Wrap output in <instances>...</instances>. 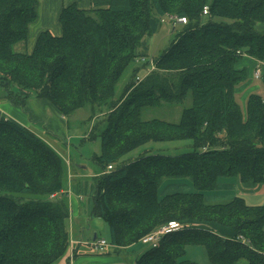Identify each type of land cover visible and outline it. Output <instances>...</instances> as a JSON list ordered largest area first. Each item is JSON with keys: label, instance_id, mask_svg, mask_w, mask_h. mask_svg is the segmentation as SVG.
Segmentation results:
<instances>
[{"label": "trees", "instance_id": "1", "mask_svg": "<svg viewBox=\"0 0 264 264\" xmlns=\"http://www.w3.org/2000/svg\"><path fill=\"white\" fill-rule=\"evenodd\" d=\"M91 5L62 8L61 35L40 33L27 53L13 46L26 42L36 0H0V99L22 109L30 99L43 100L62 119L88 111L86 120L95 122L85 139L100 140L90 215L107 223L116 251L140 244L168 222L183 225L155 247L146 246L133 264H193L185 259L188 245L204 248L210 264H264V205L248 206L239 197L222 205L203 201L221 178L264 183V97L249 94L244 114L234 97L245 80V70L235 67L239 60L264 64V0ZM165 16L187 23L153 62L154 70L139 82L132 79L114 98L125 71L133 67L135 77L140 69L146 40ZM188 97L177 122L143 119L149 109L180 105ZM176 141H190L192 151L120 162L148 143ZM66 166L43 139L0 113V264H57L65 258ZM184 178L195 192L158 198L162 179ZM209 223L232 227L235 235L220 237Z\"/></svg>", "mask_w": 264, "mask_h": 264}, {"label": "rangeland", "instance_id": "2", "mask_svg": "<svg viewBox=\"0 0 264 264\" xmlns=\"http://www.w3.org/2000/svg\"><path fill=\"white\" fill-rule=\"evenodd\" d=\"M181 30L182 25H173V20L169 16L162 18L157 32L146 40L147 53L142 57L143 61L141 60L142 58H140L136 63V66L140 69L135 74V77L132 72L133 67H129L125 71L116 86L114 98L120 96L124 86L128 82L130 83L132 79L139 82L148 73L154 70L155 67L153 62L169 47ZM32 34L33 33H29L25 43L21 42L13 46V50L17 52H27L28 40L31 41ZM235 67L245 70V80L236 87L234 94L235 101L241 113L244 114L245 101L249 94H256L264 97V88L262 85L264 71L260 65L261 77L259 79H254L253 71L256 67L254 68V66H252L251 60L247 56H243ZM1 101L2 99H0V105L3 107L6 106V103L9 104L6 100H3L5 103ZM189 105V97L180 105H161L157 109L147 110L143 119L149 120L156 118L167 122H177L182 108L188 107ZM18 109L22 110V108L13 107V110ZM23 114L24 116L28 115V113L24 112ZM10 116L8 117L11 118ZM87 117L88 111L86 109L78 110L66 119H62L58 116L67 126V129H64L63 132L47 131L44 129L42 131L47 132V134H42V137L51 148L63 157V159L65 158L70 166V168L66 166V179L63 186V191L65 193L64 199L68 203L69 209V216L66 220L69 241L73 238L74 246H77L79 243L91 244L93 235L95 234L97 239H103L107 245H109L110 234L107 223L102 218L94 217L89 214L92 207V197L94 195L92 177L93 174H97L99 171V167L94 161V158L100 154V140L98 138L93 140L85 139V135L95 122L86 120ZM191 146L192 144L190 141L148 143L127 154L120 162L128 163L145 154L177 156L192 151ZM78 165L81 166L82 169L79 168ZM189 192L192 193L195 191L190 187L188 193ZM215 193L216 191L205 192L204 196H211ZM104 249H107V246Z\"/></svg>", "mask_w": 264, "mask_h": 264}, {"label": "crops", "instance_id": "3", "mask_svg": "<svg viewBox=\"0 0 264 264\" xmlns=\"http://www.w3.org/2000/svg\"><path fill=\"white\" fill-rule=\"evenodd\" d=\"M73 4L82 10L92 9L91 0H36V19L29 25L27 32V36H29V33H33L31 41L28 40L27 53L32 52L40 33L47 31L53 36L61 35V27L58 22L59 14L62 8ZM250 60L254 68L260 63L252 58ZM260 65L264 71V64L260 63ZM1 102H4L3 99ZM13 107L7 103L5 107L0 105L1 115L17 125L29 129L41 139H43L42 134H47V132L42 131L44 129L56 132H63L64 129H67V126L58 118L54 109L43 100L30 99L22 110H13ZM23 112L28 113V115L24 116ZM65 162L67 163L66 160ZM67 166H69L68 163ZM78 167L82 169L81 166L78 165ZM190 187L193 189L190 179L187 178L162 179L158 185L157 195L158 198H162L173 194H184L188 193ZM212 191H216V193L211 196H203L206 205L227 204L235 197L242 198L248 206L264 205V183L261 185H244L239 182L237 177L221 178ZM206 226L223 238H232L235 235V230L232 227L220 226L214 223H209ZM92 248L91 244L83 243L74 246L72 238L69 241L65 258L57 264H133L134 260L147 247L140 243L120 251H116L115 247L110 244L107 245V249H104V247V250L101 251ZM185 259L193 264H210L204 248L198 245L186 246ZM234 264H248V262L241 259Z\"/></svg>", "mask_w": 264, "mask_h": 264}, {"label": "built area", "instance_id": "4", "mask_svg": "<svg viewBox=\"0 0 264 264\" xmlns=\"http://www.w3.org/2000/svg\"><path fill=\"white\" fill-rule=\"evenodd\" d=\"M202 14L203 15L207 14V8L206 7L203 8ZM186 23H187V21L185 18H177L173 22V24H175V25L176 24L184 25ZM259 66H260V63L258 64V66L253 71L254 79H259L261 77V69ZM106 170L110 171V170H112V167L108 166ZM51 198H55V195H51ZM182 227H183V225L179 222H175V221L168 222L166 225L162 226L161 228H159V229L151 232L150 234L144 236L143 238H141L140 243L142 245H145V246L155 247V245L158 243V241L162 235L180 230ZM91 245L95 250L101 251L104 247L107 246V243L103 239H95V241H92Z\"/></svg>", "mask_w": 264, "mask_h": 264}, {"label": "water", "instance_id": "5", "mask_svg": "<svg viewBox=\"0 0 264 264\" xmlns=\"http://www.w3.org/2000/svg\"><path fill=\"white\" fill-rule=\"evenodd\" d=\"M95 239H96V235L94 234L93 238H92V241H95Z\"/></svg>", "mask_w": 264, "mask_h": 264}]
</instances>
